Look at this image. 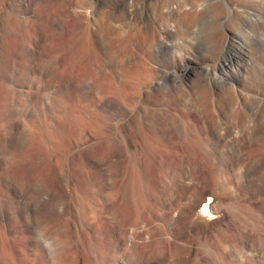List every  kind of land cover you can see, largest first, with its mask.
<instances>
[{"label": "bare ground", "instance_id": "1", "mask_svg": "<svg viewBox=\"0 0 264 264\" xmlns=\"http://www.w3.org/2000/svg\"><path fill=\"white\" fill-rule=\"evenodd\" d=\"M191 1L0 0V264H203L199 240L231 221L235 241L264 260L260 116L238 111L246 127L223 126L211 90H198L199 59L156 53L174 25L202 23ZM221 33L232 60L242 48ZM189 91L207 97L205 110ZM214 255L206 264H230Z\"/></svg>", "mask_w": 264, "mask_h": 264}, {"label": "rangeland", "instance_id": "2", "mask_svg": "<svg viewBox=\"0 0 264 264\" xmlns=\"http://www.w3.org/2000/svg\"><path fill=\"white\" fill-rule=\"evenodd\" d=\"M171 2H173L174 0H170ZM184 1V2H182ZM187 1V0H186ZM190 2V0H188ZM179 2H182L184 5L188 4L185 2V0H175L173 2V4L175 3H179ZM191 2H195L194 1H191ZM200 2L199 0L196 2L198 3ZM204 3V4H203ZM172 4V3H171ZM256 4V5H254ZM189 5V4H188ZM187 5L186 9H190V7ZM200 5H202L200 7ZM218 9V11H216V7ZM252 6V7H251ZM189 7V8H188ZM200 7V8H199ZM207 7V8H206ZM213 7V8H212ZM203 8V9H202ZM199 9H202V10H199ZM205 9V10H204ZM220 9V10H219ZM249 11H248V10ZM215 10V11H214ZM198 11L200 14H202V12L204 13V15L202 14L199 15V17H201L202 19V23H198L200 22V19H198V21L195 22V26H197L198 28H196L195 26H193L191 23V28L190 31L188 32H191V30H193L191 33H188L186 31V28L185 31L184 29L180 28L179 26H176L172 23V19L169 20V24H172V25H168V28H172L173 26V31H171V29H168L169 30V33H168V37L167 38H173L171 40L165 38L166 42H165V46L164 51H161L159 49L156 50V53H158L159 55L162 56V58H166L164 61H168V63L170 62H173L175 59H179L180 56L182 55H186V54H192L195 58H198L199 59V72L198 74H196L195 76L197 77V79H199V85L200 87L198 88L199 91H201L206 84V87L210 93L204 88L201 92H203L204 90H206L210 96H216L215 98L213 97H209L208 93H206V91H204L206 93V96L208 97V99L211 101H214L215 102V110L217 111V114L219 116V121L221 120V123L223 124V126H230V125H233V126H236V125H239V128H242V127H246V123L242 120V118L236 114V112L238 113H241V114H244L246 116H250L252 115V113H258V115L260 116V121H262V125H264V105H261V104H264V99H262V97H264V0H201V3H199L198 5ZM240 11V12H239ZM246 11L248 12V14L246 13ZM255 11V13H254ZM224 12V13H223ZM219 13V14H218ZM223 14V15H222ZM259 14V15H258ZM204 16V17H203ZM237 16V17H236ZM260 16L261 18L263 19H260ZM235 18V19H233ZM256 18V19H254ZM221 19V20H220ZM228 19V20H227ZM237 20V21H236ZM256 20V21H255ZM227 21V22H226ZM263 21V23H262ZM199 25H197V24ZM224 25H223V24ZM229 23V24H228ZM236 23V24H235ZM256 23V24H255ZM258 23V24H257ZM222 29H221V27ZM257 27H256V26ZM259 25V26H258ZM179 29H177L176 27ZM193 26V27H192ZM220 28H219V27ZM175 27V28H174ZM217 28V31L219 32L218 35L220 36V33L221 35L224 34L226 35L228 32L230 33V38H231V41L236 45V46H240L242 49L240 50V54H234L233 55V59H227V52L226 50H224V48L222 47V44L221 42L218 40V35L217 34V31L214 30L213 28ZM225 27V28H224ZM193 28V29H192ZM212 28V29H211ZM229 28V29H228ZM238 28V29H237ZM263 28V29H262ZM182 29V30H181ZM188 29V30H189ZM210 30H213L211 31L210 33ZM223 30V31H222ZM237 30V31H236ZM262 30V31H261ZM171 31V32H170ZM177 31H179L177 33ZM183 31V32H182ZM215 31V32H214ZM235 31V32H234ZM185 32V33H184ZM187 32V33H186ZM213 32V33H212ZM178 36H177V34ZM180 33V34H179ZM172 34V35H170ZM187 34V35H186ZM210 34V35H209ZM212 34V35H211ZM214 34V35H213ZM222 35L221 39L225 36V35ZM181 35V36H179ZM182 35H185L183 39V36ZM188 36V37H187ZM207 36H210V39H214V40H218L217 42H219V47L216 46V43L215 41H212L214 42L215 46L213 47V42H211V40H209V37H208V40L211 42L210 46L209 44H207L209 41L207 39H204V38H207ZM212 36V37H211ZM214 36V37H213ZM216 36V37H215ZM218 36V37H217ZM178 37V38H176ZM179 37H182L179 39ZM175 38V39H174ZM216 38V39H215ZM235 38V39H234ZM241 38V39H240ZM183 39V41H181ZM192 39V40H191ZM178 42H177V41ZM207 40V41H206ZM173 41V42H172ZM176 41V42H175ZM180 41V43H179ZM238 41V42H237ZM169 42V43H168ZM175 42V43H174ZM183 42V43H182ZM209 42V43H210ZM171 43L173 44H176L178 46H173L171 45ZM193 43V44H192ZM167 44V45H166ZM170 44V45H169ZM218 44V43H217ZM242 44V45H241ZM182 45H184L185 47H183ZM212 45V47H211ZM168 46V47H167ZM189 46V47H188ZM193 46V47H192ZM176 49H174V48ZM181 47V48H180ZM211 47V48H210ZM217 47V48H216ZM245 47V48H244ZM248 47V48H247ZM168 48V49H167ZM195 48V49H194ZM196 48H198L196 50ZM210 48V49H208ZM182 49V50H181ZM210 51H208V50ZM219 51H218V50ZM247 49V50H246ZM168 50V51H167ZM173 50V51H172ZM175 50V51H174ZM180 50V51H179ZM217 50V51H215ZM250 50V51H249ZM187 51V52H186ZM198 51V52H197ZM207 51V52H206ZM221 51V53H220ZM180 52V53H179ZM183 52V53H181ZM192 52V53H191ZM213 52V53H212ZM215 52V54H214ZM226 52V54H225ZM209 53L211 54V56L209 55ZM218 53V54H217ZM180 54V55H179ZM202 54V55H201ZM206 54H208L207 56H205ZM214 54V55H213ZM220 54V55H219ZM241 55V56H240ZM244 55V57H243ZM247 55V56H246ZM239 56V58H237ZM170 57V58H169ZM220 57V58H219ZM171 60L169 61L168 60ZM211 58H214V59H211ZM252 58V60H251ZM217 59V60H216ZM221 59V61H220ZM226 59V60H225ZM243 59V60H242ZM245 59V60H244ZM173 60V61H172ZM175 60V61H176ZM205 60V61H204ZM208 60V61H207ZM215 61V62H214ZM219 61V62H218ZM226 61V62H225ZM237 61V62H236ZM240 61V62H239ZM207 63V64H206ZM240 63V64H239ZM245 63V64H244ZM227 64V66H230L231 72L229 73H225L226 76L225 78H223L225 75L223 73V66ZM233 64V65H232ZM239 64V65H238ZM242 64V65H241ZM214 65V67H213ZM217 65V66H216ZM222 65V66H221ZM209 66V67H208ZM211 66V67H210ZM238 66V67H237ZM245 66V67H244ZM206 67V68H205ZM208 67V68H207ZM216 67V68H215ZM217 70H215V69ZM236 68V69H235ZM239 68V69H238ZM246 68V69H245ZM235 69V70H234ZM208 70L209 73H208ZM239 70V71H238ZM214 71V72H213ZM236 71V72H235ZM212 72V73H211ZM216 72V73H215ZM218 72V73H217ZM233 72V73H232ZM215 73V74H214ZM243 73V74H242ZM209 74V75H207ZM216 74H218L221 79L219 78V76H216ZM232 74V76H231ZM238 75V76H237ZM247 75V76H246ZM208 78H207V77ZM211 76V77H210ZM234 76L236 78H234ZM246 77L247 80H246ZM201 77V78H200ZM211 80H210V79ZM218 79V80H215ZM243 78V79H242ZM224 79V80H223ZM236 79V80H235ZM258 79V80H257ZM201 80V81H200ZM210 80V81H209ZM250 80V81H249ZM217 81L219 83H217ZM228 81V83H227ZM231 81V82H230ZM248 81V82H246ZM255 81V82H254ZM263 81V82H262ZM201 82V83H200ZM210 82V84H209ZM252 82V83H251ZM257 82V85L255 84ZM262 82V83H261ZM234 83V84H233ZM248 83H250L249 85H247ZM203 84V85H202ZM213 86H212V85ZM225 84V85H224ZM232 84V85H231ZM252 84V85H251ZM254 84V85H253ZM216 85V86H215ZM232 86V87H229V86ZM235 85V86H234ZM247 85V86H246ZM259 85V86H258ZM203 86V87H202ZM212 87V89L210 87ZM222 86H226V87H222ZM228 87V88H227ZM237 87V89H236ZM202 88V89H201ZM222 88V89H221ZM226 88V89H225ZM232 88V89H230ZM229 89L231 90L232 94L231 96L234 97L233 98V103L229 104V107H228V104L224 105L223 102L221 100H224L226 99L225 97H231L230 96V93H229ZM236 89V91H235ZM243 91V92H241ZM262 89V90H261ZM224 90V91H223ZM260 90V91H259ZM198 91V92H199ZM213 91V93H212ZM215 91V92H214ZM217 91V92H216ZM222 91L224 93H222ZM235 91V92H233ZM190 94L185 96V100L190 104V102L192 103V100H201L203 102H199L201 106L199 107H203L202 105H205L206 108H207V102L209 101L206 98H204V96H202L204 99L202 98H197V96L199 95L200 97V94L201 92L198 94V92L196 94L192 93V91H189ZM203 92V93H204ZM238 93V97H236L235 95ZM246 93V96L243 94V93ZM192 93V94H191ZM204 93V94H205ZM249 93V94H248ZM243 94V95H241ZM258 94V95H257ZM193 95V96H191ZM196 95V97H195ZM202 95V94H201ZM221 95V96H220ZM229 95V96H228ZM249 95V96H248ZM250 95H253L254 97L252 98V96L250 97ZM191 96V100L189 99ZM225 96V97H224ZM242 96L244 98H242ZM192 97H194L195 99H193ZM218 97V98H217ZM221 97V98H220ZM258 97V98H257ZM217 98V99H216ZM238 98V99H237ZM250 98V100H249ZM261 100H260V99ZM188 99V100H187ZM214 99V100H213ZM240 99V100H239ZM254 99V100H253ZM256 99L258 100V102L256 101ZM190 100V102H189ZM245 101V103H243ZM235 101V102H234ZM237 101L239 102H242V107H241V103L239 105H237ZM261 101H263L261 103ZM205 102V103H204ZM210 102V101H209ZM218 102V103H217ZM255 102V103H254ZM203 103V104H202ZM222 103V105L220 104ZM236 103V104H235ZM261 103V104H260ZM233 104V106H232ZM255 104V105H254ZM220 105V106H219ZM261 105V106H260ZM205 106L203 107V110H205ZM232 106V108H230ZM236 106H238V109L237 111L235 110L236 109ZM257 107V109H255V107ZM245 107V109H244ZM199 108V109H201ZM205 108V109H204ZM235 108V109H234ZM222 109V110H221ZM225 109V110H223ZM230 109H232V111L234 110V112H232ZM201 110V111H203ZM200 111V110H199ZM226 111V112H225ZM245 111V112H244ZM259 111V112H258ZM232 112V113H231ZM228 113V114H227ZM263 113V114H262ZM232 114V115H231ZM235 114V116H234ZM240 114V115H241ZM226 115H228L226 117ZM235 118H233V117ZM262 116V117H261ZM229 118V119H228ZM240 118V121L238 122L237 119ZM234 121V119H236L234 121V123L232 122V120ZM239 124H237V123ZM227 125H226V124ZM232 123V124H231ZM230 124V125H229ZM200 127L202 128L201 126V123H199ZM199 127V128H200ZM217 152H221L223 153L224 155L226 154V156L228 155L229 153V149L226 148V151H225V146L224 144H222L220 147L219 145L217 146ZM201 159V158H200ZM264 172V171H263ZM234 174H235V177H236V180H241L240 178L242 174L241 173V169L240 167L236 166L234 167ZM253 176H258L259 174L256 175V173H252ZM206 191L208 192L207 195H206V201H208L209 199H212L213 201H216L217 198L215 197L214 195V188L212 186V184H209V186L206 188ZM225 200H226V204L229 203V198L225 195L224 196ZM252 204V205H251ZM251 204H247L245 207L249 210H253L251 209L252 207L256 210L259 209V206L257 205V202L255 201H252ZM203 204H200L199 206V210L201 209ZM251 206V208H250ZM261 223V221H260ZM228 226V225H227ZM221 229V227H212L208 230V239L207 241L206 240H203V241H200L199 240V260H201L203 262V264H206L207 263V259L210 260V255H214L218 258H223V257H226V252L227 253V257L225 258L228 263L230 264H238V257L241 256L242 258H244L246 261H247V264H264V260L262 258L261 255H257V253L255 252H252L250 251L249 249L247 248H243L241 246V244H238L236 241H235V234L237 232V227H236V223L234 224L233 221L230 222V229L227 233H225V235L222 234V237L220 233L222 232H219ZM229 233H230V236H229ZM228 235V236H227ZM228 237V239H227ZM230 237V238H229ZM226 238V239H225ZM226 242H225V240ZM231 239V241H230ZM228 240V242H227ZM230 241V243H229ZM229 243V244H228ZM209 246H207V245ZM207 246V248H206ZM225 246V247H224ZM210 247V248H209ZM228 248L225 249V248ZM209 248V249H208ZM220 248H223L222 249V253L220 252ZM230 248V249H229ZM225 249V250H224ZM234 249V250H233ZM208 250V251H207ZM210 250H212V252H210ZM230 250V251H229ZM245 250V251H244ZM219 251V252H218ZM232 251V253H231ZM237 253H236V252ZM214 252V253H213ZM219 255H218V254ZM225 254V255H224ZM229 254V255H228ZM235 254V255H234ZM237 254V255H236ZM228 258V259H227ZM231 260V261H230ZM230 261V262H229Z\"/></svg>", "mask_w": 264, "mask_h": 264}]
</instances>
